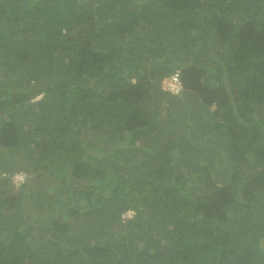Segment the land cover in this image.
I'll use <instances>...</instances> for the list:
<instances>
[{"label":"trees","instance_id":"16d2710c","mask_svg":"<svg viewBox=\"0 0 264 264\" xmlns=\"http://www.w3.org/2000/svg\"><path fill=\"white\" fill-rule=\"evenodd\" d=\"M0 264H264V0H0Z\"/></svg>","mask_w":264,"mask_h":264},{"label":"built area","instance_id":"2783aa9c","mask_svg":"<svg viewBox=\"0 0 264 264\" xmlns=\"http://www.w3.org/2000/svg\"><path fill=\"white\" fill-rule=\"evenodd\" d=\"M163 86L165 89H168L171 92L177 93L181 90L182 83L176 75H172L170 77H166L163 80ZM21 179H23V174L21 172H17L14 174L13 180L15 182H17L18 180H21Z\"/></svg>","mask_w":264,"mask_h":264},{"label":"clouds","instance_id":"9594fccd","mask_svg":"<svg viewBox=\"0 0 264 264\" xmlns=\"http://www.w3.org/2000/svg\"><path fill=\"white\" fill-rule=\"evenodd\" d=\"M134 213V210H126L125 212H123L122 214H121V216H122V218H125V217H127V216H130L131 214H133Z\"/></svg>","mask_w":264,"mask_h":264},{"label":"rangeland","instance_id":"374dc122","mask_svg":"<svg viewBox=\"0 0 264 264\" xmlns=\"http://www.w3.org/2000/svg\"><path fill=\"white\" fill-rule=\"evenodd\" d=\"M214 106H212V108H213ZM207 147V146H206ZM15 184H17V183H15Z\"/></svg>","mask_w":264,"mask_h":264}]
</instances>
